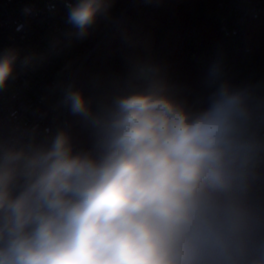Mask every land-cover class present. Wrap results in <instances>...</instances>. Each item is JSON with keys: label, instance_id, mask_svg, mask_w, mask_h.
<instances>
[{"label": "clouds", "instance_id": "1", "mask_svg": "<svg viewBox=\"0 0 264 264\" xmlns=\"http://www.w3.org/2000/svg\"><path fill=\"white\" fill-rule=\"evenodd\" d=\"M102 7H72L80 35ZM13 59L0 62V87ZM68 99L89 115L81 93ZM115 103L101 160L74 155L60 132L49 149L0 162V264H264L249 254L246 214L226 198L244 187L239 95L225 86L195 116L159 89Z\"/></svg>", "mask_w": 264, "mask_h": 264}, {"label": "trees", "instance_id": "2", "mask_svg": "<svg viewBox=\"0 0 264 264\" xmlns=\"http://www.w3.org/2000/svg\"><path fill=\"white\" fill-rule=\"evenodd\" d=\"M107 1L112 17L126 0ZM220 18L218 0H136L74 80L71 92L81 93L89 110L88 116L73 113L69 100L67 128L74 153L101 160L116 100L153 89L195 116L227 86L240 97L241 134L253 94L264 80V18L248 21L238 51L219 48ZM82 52L77 46L70 58L75 61ZM142 66L150 69L148 74L141 73ZM237 171L244 187L226 198L247 216L249 254H264V162L246 169L239 158Z\"/></svg>", "mask_w": 264, "mask_h": 264}, {"label": "built area", "instance_id": "3", "mask_svg": "<svg viewBox=\"0 0 264 264\" xmlns=\"http://www.w3.org/2000/svg\"><path fill=\"white\" fill-rule=\"evenodd\" d=\"M135 1L126 0L109 17L110 4L103 0L82 36L69 19L81 0H0V62L14 56L12 71L0 87V162L10 151L32 155L47 150L60 132L71 145L67 113L74 80ZM218 8L219 48L241 50L248 21L264 18V0H218ZM77 46L83 52L74 61L70 57ZM140 71L148 74L150 69L142 66ZM72 152L75 155L73 148ZM239 157L246 169L264 162V80L241 127ZM15 181L26 184L23 175Z\"/></svg>", "mask_w": 264, "mask_h": 264}, {"label": "water", "instance_id": "4", "mask_svg": "<svg viewBox=\"0 0 264 264\" xmlns=\"http://www.w3.org/2000/svg\"><path fill=\"white\" fill-rule=\"evenodd\" d=\"M12 186L14 189L13 196H18L25 188V184L20 181H14Z\"/></svg>", "mask_w": 264, "mask_h": 264}, {"label": "flooded vegetation", "instance_id": "5", "mask_svg": "<svg viewBox=\"0 0 264 264\" xmlns=\"http://www.w3.org/2000/svg\"><path fill=\"white\" fill-rule=\"evenodd\" d=\"M14 194V193H13Z\"/></svg>", "mask_w": 264, "mask_h": 264}, {"label": "rangeland", "instance_id": "6", "mask_svg": "<svg viewBox=\"0 0 264 264\" xmlns=\"http://www.w3.org/2000/svg\"><path fill=\"white\" fill-rule=\"evenodd\" d=\"M240 158V157H239Z\"/></svg>", "mask_w": 264, "mask_h": 264}]
</instances>
